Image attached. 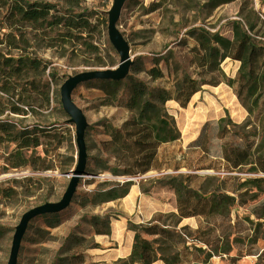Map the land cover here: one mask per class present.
<instances>
[{
  "label": "trees",
  "instance_id": "trees-1",
  "mask_svg": "<svg viewBox=\"0 0 264 264\" xmlns=\"http://www.w3.org/2000/svg\"><path fill=\"white\" fill-rule=\"evenodd\" d=\"M65 2L55 4L47 0H13L10 3V0H3L7 9L3 17L7 31L0 37V46H3L0 50V104L5 109H0V116L10 112L24 117L19 123L8 119L0 121V145H6L5 154L0 156L4 172L30 168L34 172L43 173L57 168L54 153L64 139L63 125L60 120L49 121V116L42 112L51 110V113L54 111L68 116L62 108V91L59 89L66 81L50 61L39 56L38 50L68 47L82 56H92L98 51L92 42L93 13L68 12V6L79 7L80 2ZM156 10L158 7H152L150 12ZM256 15L257 20L254 16L245 15L231 21V37L206 28L191 30L188 35L196 43L190 49L191 73L183 66L188 80L196 75L201 86L217 87L221 83L237 86V97L248 113L240 132L229 127L231 122L228 117L223 118L219 121L217 136L211 138V129L206 125L186 151L182 148L170 151L169 148L180 141L181 132L174 117L168 113L166 104L184 90L186 82L176 78L171 89L157 86L155 83L165 78L159 65L162 61L169 63V58L154 59L148 69L138 59L124 76L87 80L71 90L73 96L80 87H95L101 94L103 105L121 106L130 114L120 126L103 124L108 139L99 143L96 154L87 162L85 176L97 177L108 173L112 177L137 180L156 171L162 176L139 181L142 193L164 190L173 194L177 213L172 215L178 217L179 222L197 217L205 218L210 223L211 218L230 217L233 207L237 205V198L227 193V186L223 187L222 183L226 180L223 179L219 184L221 177L218 174L201 175L197 172H220L221 169L213 161L207 160L208 165H201L214 148L209 140L217 139L220 143L217 146L218 158L224 162L225 170L233 172L252 164V173L264 174V32L258 28L256 21L264 22ZM32 41L34 43L31 44ZM227 59L240 63L235 79L229 78L223 71L222 64ZM178 72L179 69H176V77ZM140 74H145L148 80L140 79ZM52 105V109H49ZM29 113L35 121L26 124ZM197 153L201 158L191 159ZM182 169L189 173H180ZM43 181L38 178L36 183ZM134 184L135 181L127 180L100 182L90 192L83 206H99L123 199ZM263 184L264 178H246L234 192L251 187L261 189ZM4 196H11L9 190L6 189ZM50 216L57 218L58 215L51 213ZM84 218L85 223L93 229L91 239L77 235L75 229L70 231L49 264H86L87 250L98 248L94 236L110 235L112 221L117 215L106 213ZM49 224L52 228L57 227L55 222ZM129 226L135 232L132 256L139 258V264H154L157 261L187 264V257L191 253L202 251L199 246L191 245L183 239H188L184 233L173 235L165 224L158 225L159 232L154 240L145 238L141 227ZM186 230L191 231L188 226H184L181 231ZM169 239H174L175 243L181 241L183 251L175 247L174 242L166 246ZM196 241L208 248L213 247L212 251H208L204 264L216 256H226L231 264H237L244 257L256 255L251 252L241 253L239 250L237 255H230L234 248L226 236H219L218 244L201 238H196ZM174 248L176 251L173 255H163L172 253ZM131 257L121 259L116 264H133Z\"/></svg>",
  "mask_w": 264,
  "mask_h": 264
},
{
  "label": "rangeland",
  "instance_id": "rangeland-1",
  "mask_svg": "<svg viewBox=\"0 0 264 264\" xmlns=\"http://www.w3.org/2000/svg\"><path fill=\"white\" fill-rule=\"evenodd\" d=\"M12 1L10 0V3ZM47 1L55 4H66L65 0ZM79 2V7L68 6L66 10L68 12L88 11L93 13L91 18L94 25L92 42L98 51L92 56H82L68 47L65 49L38 50L39 56L50 61L64 76L66 83L62 88L59 87L61 91L73 78L78 76L107 70L124 76L129 73L131 65L136 63L138 59H141L144 67L148 69L153 65L154 59L168 57L169 63L162 61L159 65L165 74V78L157 81L155 85L171 89L176 78L186 82L184 90L176 94L175 98L166 104L168 113L174 117L181 132L180 141L171 146L169 150L182 148L186 151L188 146L200 136L206 125L211 129V138L217 136L219 121L223 118L228 117L231 122L229 127L240 132V127L246 123L248 113L237 97V86L231 87L226 83H221L217 87L201 86L196 75H193L190 81L188 80L184 75L183 66L191 73L192 69L189 67L192 57L190 49L196 44L194 39L188 35L191 30L206 28L211 32L220 31L224 36L231 37L229 26L231 21L239 20L245 15L254 16V19L257 20L251 1L79 0ZM152 7H158V10L150 12ZM6 10L3 0H0V37L7 31L3 21ZM114 13L118 44L110 40L109 27ZM256 23L258 28L264 32V24L259 20ZM262 40L264 42V38ZM1 49L3 46H0ZM13 53L17 54V52ZM124 58L127 67L122 74ZM101 64L106 66H96ZM239 66L238 61L230 59L225 60L222 64L223 71L231 79H235ZM176 69H179L177 77ZM138 77L148 80L145 74H140ZM100 95V92L92 86L80 87L73 96L70 92L73 105L82 112L86 121L84 138L87 162L96 154L99 143L108 139L103 124L111 123L120 126L130 116L129 112L121 106L103 105ZM52 107L53 105L49 109ZM62 108L64 109L63 101ZM0 109H5L4 105L1 106L0 104ZM42 114L48 115L49 121L60 120L63 125L64 139L58 151L54 153L57 168L43 173L34 172L30 168L4 172L0 165V264H9L14 235L23 216L43 204L60 202L69 188L73 172L79 162L77 121L68 113L66 117L59 112L53 111L51 113V110L44 111ZM60 116L63 117L60 118ZM23 118L20 115L5 112L0 116V121L8 119L19 123ZM26 118V124L35 121L31 113ZM209 141L213 143L214 148L211 150L210 156L206 158V162L201 165H208L207 160L213 161L221 170L219 173L213 170H202L197 173L201 175L218 174L221 177L218 181L219 184L222 183L223 179L226 180L225 183H222L223 187L227 186L229 189L227 193L235 195L237 198V205L233 207L230 217L224 219L211 218L210 223L205 218L197 217L179 222L180 219L172 215L174 213L172 209L176 208L175 196L167 191L161 192L163 195H160L161 197L158 199L167 208L166 212H158L153 216L151 214L149 221L153 224L148 221V223L139 226L141 227L140 230L149 240L157 238L156 234L159 232L157 227L162 224L167 225L173 235L178 236L184 233L188 239H183L191 245L195 244L202 248V251H195L187 257V264H204L208 251L213 249V247L208 248L199 243L196 238L218 244L219 236L227 237L234 248L230 254L232 256L237 255L238 250L241 253L256 254L244 257L237 264H264V184L261 189L251 187L234 192V189H237L246 178H264V174L252 173V164L240 167L233 172L225 170L224 162L218 158L219 148L217 146L220 145L219 141L217 139ZM5 152L6 145H0V156ZM200 158L201 156L197 153L191 159ZM180 173L189 172L182 169ZM149 176L150 178H159L162 175L156 171H151ZM38 178L44 179V181L36 183ZM92 179H95L94 182ZM12 180L17 182L11 183ZM106 180L124 182L127 179L112 177L108 173L97 177L84 176L79 180L68 205L57 212V218H53L50 216L51 214H42L32 219L21 242L17 264H49L63 238L74 229L77 235H84L90 240L93 229L85 223V216L104 215L106 213H113L117 216L125 215L124 204L123 206L112 203L83 206L90 192L97 188L98 183ZM140 180V178L135 179V182L138 183ZM6 189L9 190L10 197L4 196ZM131 207L136 211L138 210L136 208L138 204L134 208V204L130 203L129 208ZM128 215L132 218V215L135 214ZM50 222H55L57 227H50ZM257 223H261L259 227L256 226ZM186 225L192 226L190 227L191 231H181ZM199 228L200 231L198 232ZM129 229H131L130 226ZM42 231L49 233L43 234ZM205 233L207 234L205 235ZM172 242L174 239H169L166 246L172 245ZM175 247L182 250V242L175 243ZM175 251L174 248L172 253H164L163 255L169 257ZM131 259L133 264H139L137 256H132ZM208 264L231 263L226 256H216Z\"/></svg>",
  "mask_w": 264,
  "mask_h": 264
},
{
  "label": "crops",
  "instance_id": "crops-1",
  "mask_svg": "<svg viewBox=\"0 0 264 264\" xmlns=\"http://www.w3.org/2000/svg\"><path fill=\"white\" fill-rule=\"evenodd\" d=\"M161 192L164 193L166 191L161 190L150 194H144L139 186V182H135L125 198L109 202L120 206L124 204L125 209L123 211L125 215L117 216V218L112 221V231L110 235L94 236V241L98 244V248L87 250L86 264H115L121 258L131 257L135 232L129 229V225L141 226L148 223L149 219H151V214L153 216L158 212H166L167 208H165V205L162 204L161 201H158L161 197L160 195H163ZM130 203L134 204V208L135 205L138 204V207H136L138 210L132 209L133 207L129 208ZM172 211L177 213L175 207ZM128 214L135 215H132V219ZM187 219H183L182 221ZM186 226L192 227L191 225ZM145 238L147 237L145 236ZM154 264L164 263L162 261H157Z\"/></svg>",
  "mask_w": 264,
  "mask_h": 264
},
{
  "label": "water",
  "instance_id": "water-1",
  "mask_svg": "<svg viewBox=\"0 0 264 264\" xmlns=\"http://www.w3.org/2000/svg\"><path fill=\"white\" fill-rule=\"evenodd\" d=\"M115 21L116 19H115V13H114L111 18L110 27H109L110 40L113 43L118 44L116 40ZM126 67H127V63H126V59L124 58L123 64H122V74L126 71ZM120 76L121 74H116L111 70L89 73L87 75L78 76V77L73 78L70 81V83L65 88H63L62 101H63L64 109L67 111V113L71 117H73L77 121V124H78L77 143L79 147V162H78L76 170L73 172L72 180L69 185V188L65 196L60 202L43 204L35 209L30 210L23 216L21 223L17 227L16 233L14 235L9 264H17V257L20 251L21 242L24 238L29 222L32 219L42 214L57 213L63 210L70 202L79 180L85 176V167L87 164V151H86L85 138H84L86 121H85V117L82 114V112L76 109V107L72 103V100L70 98V92L72 88L75 85L81 82L87 81V80L98 79V78H118ZM148 177H150L149 173L141 177L140 179H147ZM127 181H135V179H127Z\"/></svg>",
  "mask_w": 264,
  "mask_h": 264
},
{
  "label": "built area",
  "instance_id": "built-area-1",
  "mask_svg": "<svg viewBox=\"0 0 264 264\" xmlns=\"http://www.w3.org/2000/svg\"><path fill=\"white\" fill-rule=\"evenodd\" d=\"M252 7L255 12L258 14L260 19L264 22V0H250Z\"/></svg>",
  "mask_w": 264,
  "mask_h": 264
},
{
  "label": "bare ground",
  "instance_id": "bare-ground-1",
  "mask_svg": "<svg viewBox=\"0 0 264 264\" xmlns=\"http://www.w3.org/2000/svg\"><path fill=\"white\" fill-rule=\"evenodd\" d=\"M119 39V38H118ZM116 74H118L117 72H116Z\"/></svg>",
  "mask_w": 264,
  "mask_h": 264
}]
</instances>
